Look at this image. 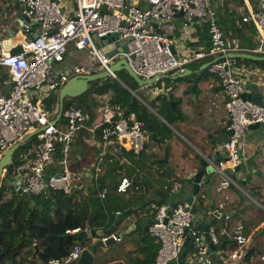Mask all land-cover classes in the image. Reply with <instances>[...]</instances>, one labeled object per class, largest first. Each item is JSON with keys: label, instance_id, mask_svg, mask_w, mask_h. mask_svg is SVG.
<instances>
[{"label": "built area", "instance_id": "built-area-1", "mask_svg": "<svg viewBox=\"0 0 264 264\" xmlns=\"http://www.w3.org/2000/svg\"><path fill=\"white\" fill-rule=\"evenodd\" d=\"M71 2L70 6L60 0H0V13L18 8L24 18L23 21L19 19V30L24 35L21 41L14 42L15 36H12L9 40L13 44L5 48L4 40H0V70L7 69L11 83L10 92L0 95V158L10 146L29 133L36 132L38 138L33 157L21 156L24 163L9 178L8 185L15 184L16 190L24 195L39 194L47 188L64 193L78 189L68 168L67 158L74 135L89 116L81 108L69 106L62 110V124L54 120L55 112L45 109L42 102L51 93H57L72 75L90 72V68L75 66L72 74L59 73L54 67L55 63L63 60L69 45L77 51H86L95 61L91 69L98 72L106 70L113 76L110 66L119 59H125L132 71L143 80L156 77L158 81L168 73L181 71L193 61L205 59L208 72L219 81L228 120L227 137L218 149L224 160L215 166L221 175L219 188L236 185L235 178L229 173H235L240 168L241 140L247 127L252 124L264 126V105L243 97L244 81L238 75L236 59L230 55L245 53L264 56V0H257V9L242 17L244 22H251L256 29V43L251 48L242 47L236 39L224 35L208 0ZM180 13L184 20L183 26L195 21L206 25L209 37L206 51L177 53L173 37L176 31L175 18ZM106 35L114 36L116 41L122 40L126 52L107 57L103 46L97 48L93 41ZM31 98L36 99L35 102ZM100 99L99 121L90 128L91 133L98 134L101 148L97 172L101 171V161L121 163L125 152L139 154L146 141L145 124L134 112L112 106L108 96ZM57 144L61 145L62 157L58 161L61 171L46 176ZM28 162L25 170L24 165ZM83 179L87 187L96 183L89 175ZM131 189L136 190L132 181L122 176L116 192L122 194ZM106 195L107 189L102 188L99 198L103 200ZM225 217L229 218L228 215ZM193 218V212L186 204L176 203L173 208L168 204H160L157 207L155 222L148 227L149 234L159 246L152 264L176 261L186 237L192 238V254L186 262L213 264L209 245L203 233L195 228ZM79 231L75 229L69 233ZM208 233L210 244L218 246L220 236L214 228H209ZM228 238L237 245L228 256L232 261H241L245 247L255 244L254 239L242 235L241 225ZM84 249L86 247H75L66 257L51 259L48 264H75ZM259 260L264 264V251Z\"/></svg>", "mask_w": 264, "mask_h": 264}, {"label": "crops", "instance_id": "crops-1", "mask_svg": "<svg viewBox=\"0 0 264 264\" xmlns=\"http://www.w3.org/2000/svg\"><path fill=\"white\" fill-rule=\"evenodd\" d=\"M60 1L70 6L72 4L71 0ZM208 4L215 11L221 28H224V26L231 27L234 22L237 23L240 15L248 14L250 11L257 9V0H208ZM179 18L181 23L178 21ZM8 19L10 21H7ZM19 19L23 20L24 18L18 8L8 9L0 13V40H4L5 43L12 36H15V39L17 37L21 40L24 38L19 30ZM175 23L176 31L173 37V45L178 54H185L190 51H206L209 45V37L206 25L203 22L195 21L188 24V26H183L182 16H177ZM13 27L17 29L16 32H13ZM9 30L13 33L12 36H9ZM75 52H83L87 55L86 51H77L72 48L73 57L76 56ZM66 54L67 51L63 60L54 65L59 73L67 72L68 68L72 71L73 66L90 68L89 74L98 72L91 69L94 65L85 66L69 60L65 61ZM200 63L202 65L199 70H192L188 67L190 64L200 65ZM206 63L205 59H199L183 67L181 71L168 73L174 77L176 74L188 69L191 71L190 74L185 76L188 78L183 77L185 79L181 78L182 80L177 81L171 77V82L168 85L166 82L158 87L153 84L139 87L134 91L137 95L136 91L145 92L149 96V100H146L147 97L142 96L141 99L148 105L153 101L158 103L155 99L160 95H164L168 99L172 98V108H174V104H179V116L171 124L168 122L164 124L168 127L169 133L157 141L151 140L149 133L146 132L144 148L139 154L124 153L123 160L119 163L121 168L117 171V180L119 181L122 176H126L132 181L136 190L131 189L126 193H120L124 200L130 201V206L115 211L113 214L127 208H133L138 210L133 219L153 221L156 209L161 204L160 200H164L163 204L168 205L171 202L185 204V200L191 196V185L186 178L198 167V161L201 157L212 160L215 157L214 152L225 141L228 120L224 107L225 98L219 81L208 71L201 80L196 81L199 72L206 68L204 67ZM236 63L238 75L244 81L245 93L260 95L261 104L264 105V66L247 64L239 60H236ZM6 71L5 68L1 69L0 76H3ZM72 73L68 72V74ZM167 76L164 75L163 78L167 79ZM2 83L4 91L0 95L8 94L11 89L8 74ZM52 94H55L56 101L52 106V110L48 111L55 112L54 120L63 124V118L61 116L57 118L59 91L51 93L47 97ZM31 100L35 102L36 99L31 98ZM88 121L86 120L83 127L74 135L67 158L73 181L78 184V198L84 197L86 199L89 192H91L89 189L93 187L96 191L92 193V197L94 198L95 195L99 194L101 188L97 181L104 177L107 170L106 162L102 163L101 161V165H99L101 171H96L101 148L99 147L98 134L91 133L90 128L99 119L92 124ZM262 127L264 128V126ZM34 151L35 148L33 154ZM166 151L168 152L167 165L162 162ZM23 155L28 156L29 153H23ZM61 157L62 154L57 160L53 158L52 164L47 167L46 172H60L61 168L58 161ZM241 158L240 168L232 175L236 180V185L220 189L221 175L216 176L210 185L201 187L200 196L202 194L204 199L200 200L199 197H196L193 200V203L197 207L201 205L206 213L214 210L221 215L229 216L226 219V217H215L211 214L209 215L210 220L206 219V223L211 224L210 228H214L220 236V241L224 244H220L219 247L216 246L210 251L213 264H263L259 260V256L264 251V130L247 129L245 131L241 140ZM28 165L29 162L24 165L25 170ZM86 175H89L96 183L87 187L84 184L85 179H83ZM135 179H138L142 189L134 184ZM166 185L169 186V189H166ZM158 192L163 194V197ZM103 200H101L102 206L98 208V211L103 207ZM155 200L158 201V206L155 204ZM193 216L194 224L196 217L194 214ZM110 225L99 230H105ZM240 225L242 226V235L254 239L255 242L254 245L245 247V252L247 250L254 251V255L250 257L248 262H244L243 258L239 262L228 258L233 251L230 248L236 245L228 237L234 235ZM148 227H136L133 231L122 236L119 235L120 228L116 229L113 233L115 241L104 249L92 252L93 257L90 264H152L157 254L156 247L158 244L149 234ZM88 234L86 240H89V245L82 247L90 249L98 237L93 235L91 231H88ZM191 254L192 250L189 251L186 259Z\"/></svg>", "mask_w": 264, "mask_h": 264}, {"label": "trees", "instance_id": "trees-1", "mask_svg": "<svg viewBox=\"0 0 264 264\" xmlns=\"http://www.w3.org/2000/svg\"><path fill=\"white\" fill-rule=\"evenodd\" d=\"M243 16L244 14L240 15L237 23L234 22L231 27L224 26L221 29L225 36L236 39L240 46L251 48L256 43V29L251 22H244L242 20ZM236 60L264 66V61ZM201 65V63L200 65L190 64L188 67L192 70H199ZM207 71V68L200 71L196 81L201 80ZM119 74L126 76V80H121L131 90L135 91L138 88L137 83L126 72H119L117 74L118 78H120ZM179 80L182 79H177V81ZM165 81L167 85L171 82L168 79H165ZM3 91L1 89L0 93H3ZM92 94H98L97 99L91 97ZM102 96H108V101L112 106L134 112L137 118L144 122L146 132L149 133L151 140L157 141L169 133L168 127L164 125L161 130L148 117V108L115 79L105 78L91 82L84 94L75 99L66 98L63 109L69 106L81 108L89 116L88 120L90 122L88 121V123L92 124L99 119V111L95 112V109L100 107ZM155 100L158 103L153 101L150 106L166 122L171 124L173 120L178 118L179 104H174V108H172V98L168 99L164 95H160ZM55 101V94L44 99L45 109L52 110ZM37 143L38 138L34 135L16 150L13 155V163L8 167L7 174L0 185V264H48L51 259L64 258L75 247L89 245V240L79 241L69 231L75 229L95 231L106 228L112 223V214L115 211L130 206V201L124 200L120 193L116 192L117 171L121 166L115 161L106 162V173L104 177L97 181L101 189H107V195L103 200V207L96 214H94L95 200L92 197V193L96 191L94 187L89 189L91 192H89L87 199L84 197L78 198L77 189L70 193H64L62 190L47 188L44 192L32 195V198L20 194L16 201L15 196L8 189V180L14 175L15 170L23 165L24 161L21 157L23 153H29L28 158L34 155L33 150ZM60 156L61 145L57 144L53 158L57 160ZM134 184L140 187L138 179L134 180ZM166 189H169L168 185H166ZM158 194L163 197L160 192ZM155 204L158 206V201L155 200ZM220 244L224 245L220 241L218 247ZM35 245L39 249L37 260L32 259ZM236 247V245H233L230 249L235 250ZM158 248L157 245L156 253ZM253 255V250H247L243 256V261L248 262Z\"/></svg>", "mask_w": 264, "mask_h": 264}, {"label": "water", "instance_id": "water-1", "mask_svg": "<svg viewBox=\"0 0 264 264\" xmlns=\"http://www.w3.org/2000/svg\"><path fill=\"white\" fill-rule=\"evenodd\" d=\"M178 16H182L180 13ZM22 20V19H21ZM23 21V20H22ZM21 25V22L19 23ZM13 32H16L17 29L15 27L12 28ZM9 36H12L13 33L11 30L8 31ZM20 38L17 37L14 42L19 41ZM100 40L103 42V50L105 51L107 57L111 58L116 53L119 52H126V48L123 44L122 40H115L114 36L106 35L100 38ZM13 44V41L8 40L4 43V47L8 48L10 45ZM231 58L234 59H248L252 61H264V57H258L251 54H245V53H239V54H231ZM205 65L204 67H206ZM110 72L113 74L109 75L108 71H99L97 73L92 74H76L68 79V81L60 88L59 94H58V116L57 118H60L63 110L64 105V99L70 98L75 99L79 97L80 95L84 94L88 88L89 84L93 81L105 79L109 76H112L114 79H116L124 88H126L135 98H137L141 103H143L149 110L148 117L155 122L156 125H158L161 130L163 129V125L166 124V121L160 117L157 112L150 107L144 100H142L133 90H131L125 83H123L117 76L116 73L119 71L126 72L136 83L139 87H145V86H151L155 84L157 81L156 77H152L150 79L143 80L139 76H137L130 66L128 65L127 61L125 59H119L115 61L109 68ZM191 71L186 69L182 73L176 74L174 77H172L173 80H177L180 78H183L190 74ZM243 97L245 99H248L252 101L255 104H261V96L260 95H248L244 94ZM172 105V103H171ZM260 127L259 124H252L247 127V129L254 130L258 129ZM36 132H33L29 134L28 136L24 137L20 141L16 142L12 146H10L2 155L0 158V185L2 180L4 179L8 167L13 163V155L16 152V150L24 144L30 137L34 136ZM215 157L212 160H208L206 158H200L198 161V167L191 172L187 179V182L191 185V196L188 197L185 200V204L191 208L193 214L196 217V220L194 221L195 228L203 233L205 241L209 245V250L211 251L214 249V247L210 244V237H209V228L210 223H206V219L208 221L210 220L209 215H213L215 217H225V215H221L218 212L212 210V212L206 213L204 211L203 207L200 205L197 207L193 200L196 197H199V199L203 200V195L200 196V190L202 186H208L211 184V182L214 181V178L216 176H219L220 174L216 171L215 166L224 160V157L220 154L219 150L217 149L215 152ZM167 155L168 152H165V158L162 160L164 164L167 165ZM6 167V170H5ZM56 177H58V174H55ZM9 191L15 196L16 201L19 198L20 191L16 190L15 184H9L8 185ZM29 198H32V195H28ZM94 200L96 203V208L94 210V214L98 211V208L102 206L101 199L98 195L94 196ZM199 200V203L201 204V201ZM160 203L163 204L164 200H160ZM176 205V202H171L169 204L170 208H173ZM138 210H135L133 208H127L125 210H122L120 212H117L113 214L114 221L110 225L109 228L105 230H95L91 231L93 235H95L97 240L94 242L90 249L86 248L82 251L80 258L75 264H90L92 261V252L97 251L98 249H104L106 246H109L115 241L113 233L116 231V229L120 228L119 235L122 236L125 233H129L133 231L136 227H146L150 226L155 222L153 221H146V220H136L133 219L135 217V213H137ZM169 214V213H168ZM72 236L77 240H86L89 236L88 231L81 230L79 232L73 233ZM102 238H106V240H102ZM192 248V238L186 237L185 243L183 245V248L181 250V253L176 261H172L168 264H185L186 263V257L189 251ZM39 253V249L37 246H34V252L32 255V259L36 260L37 255Z\"/></svg>", "mask_w": 264, "mask_h": 264}, {"label": "rangeland", "instance_id": "rangeland-1", "mask_svg": "<svg viewBox=\"0 0 264 264\" xmlns=\"http://www.w3.org/2000/svg\"><path fill=\"white\" fill-rule=\"evenodd\" d=\"M7 21H10V19H8ZM179 23H181V20H180V18H179ZM93 41H94V44H95V46L97 47V48H101L102 46H103V42L102 41H100V40H97V39H93ZM72 45H69L68 46V50H67V54H66V57H65V61H67V60H69V61H72V62H76V64H82V65H95V61L94 60H92L88 55H85L83 52L81 53V52H75V57H73V55H72ZM75 66H73L72 67V69L74 68ZM67 72H72V71H70L69 70V68H68V71ZM119 72H121V71H119ZM119 72H117L116 73V76H117V74L119 73ZM7 71L6 72H4V74H3V76H0V90L1 89H3V80H4V78L5 77H7ZM168 75V76H167ZM119 76H120V80L122 79V80H126V76L125 75H121V74H119ZM166 76H167V79L169 80V81H171L170 80V78L172 77V74H166ZM107 78H110V79H114L112 76H109V77H107ZM116 80V79H115ZM121 80V81H122ZM166 81H165V78H163V76L154 84V86H156V87H158V86H160L162 83H165ZM170 83V82H169ZM138 88H139V86H138ZM87 92V91H86ZM137 93H138V95H140L139 97L141 98V96L142 97H147L146 98V100H149V96H147L146 95V93L145 92H140V91H136ZM97 96H98V94H92V96L91 97H93L94 99H97ZM70 99V98H69ZM98 109L99 108H96L95 109V112L97 111L98 112ZM263 125H260V127L258 128L259 130H264V128L262 127ZM5 170H6V167H5ZM49 173L48 172H46V176L48 175ZM229 174H231V175H233V174H235V173H229Z\"/></svg>", "mask_w": 264, "mask_h": 264}, {"label": "bare ground", "instance_id": "bare-ground-1", "mask_svg": "<svg viewBox=\"0 0 264 264\" xmlns=\"http://www.w3.org/2000/svg\"><path fill=\"white\" fill-rule=\"evenodd\" d=\"M21 40V39H20Z\"/></svg>", "mask_w": 264, "mask_h": 264}]
</instances>
